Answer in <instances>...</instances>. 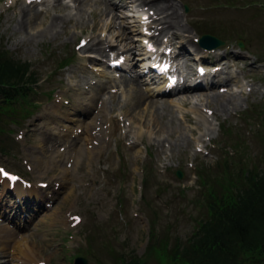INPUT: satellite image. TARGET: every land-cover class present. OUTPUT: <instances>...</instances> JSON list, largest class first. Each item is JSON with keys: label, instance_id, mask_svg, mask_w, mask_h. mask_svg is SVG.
Segmentation results:
<instances>
[{"label": "rangeland", "instance_id": "1", "mask_svg": "<svg viewBox=\"0 0 264 264\" xmlns=\"http://www.w3.org/2000/svg\"><path fill=\"white\" fill-rule=\"evenodd\" d=\"M172 1L179 7L182 23L188 27L194 44L203 33L225 41L218 51L220 61L216 62V53H209L212 58L205 62L207 72H219L213 79L221 85L210 87L211 76H205L200 80L206 86L195 92L207 97L218 93L236 97L239 104L230 114L215 113L202 96V101L194 98L191 105L182 106L179 100L188 94L183 89L162 95L157 86L154 92L151 84H144L143 93L156 102L160 112L161 118L156 120L151 118L155 106L142 101L135 108L130 88L115 84L144 71L138 10L149 6L136 2L130 11L120 7L99 19L95 11L102 8L100 0H88L83 6L61 0L63 11L55 9L60 4L57 0H0V49L17 62L28 64L30 71L41 78L27 106L29 115L25 114L23 120L24 114L15 116L16 121L21 120L18 126L9 119L6 122L9 134L3 136L7 148L4 153L0 151V168L28 180L24 186L30 193L26 196L38 198L42 207H33L32 220L22 218L13 208L15 203H22V198L15 189L5 190L0 183V203L7 198L0 211V227L33 238L40 248L36 263L74 264L75 256L82 255L90 264H118L117 259L122 257L167 264L158 246L150 249V237L153 236L151 241L156 238L157 242H168L169 247L188 241L200 221L206 219L205 179L212 183L226 176L220 166L224 163L231 172L240 167L262 166L264 0ZM24 3L31 6V16L38 13L33 27L27 30L30 38L17 32L16 22ZM48 16H67L66 29L60 25L57 35L36 42L32 36L44 27L35 24L47 21ZM114 23L116 27L109 30L108 25ZM123 28L131 38L128 42L135 46L130 54L124 52L123 42L116 38ZM151 33H156L154 24ZM81 39L89 44H111L115 51L108 49L103 57L88 46L79 48ZM163 39L167 41L165 47L168 44L175 49L168 37ZM239 41H243L244 48H240ZM189 46V56L182 55L177 61L196 74L193 65L199 56ZM231 52L234 60L245 61L219 71V64L225 68L224 64L229 63L225 54ZM122 54L127 59L123 68L132 70L133 77L108 68V61ZM65 61L70 62L66 68ZM248 64L255 65L256 71H250ZM97 93L101 98L93 102V110L78 116L80 95L87 104ZM103 104L107 109L113 104L114 110L101 111ZM163 105L170 110L165 117L161 113ZM186 113L201 122L196 133L192 134V130L197 125L184 120ZM91 129L97 137L89 140ZM172 130L180 131L182 136L172 135ZM45 132L52 134L49 144L42 142L48 136H44ZM81 144L89 150L82 158L75 152ZM93 149L95 156H91ZM177 171L183 173L182 180ZM29 183L35 184L34 188ZM76 216L81 218L77 225ZM6 258L3 256L2 261Z\"/></svg>", "mask_w": 264, "mask_h": 264}, {"label": "bare ground", "instance_id": "2", "mask_svg": "<svg viewBox=\"0 0 264 264\" xmlns=\"http://www.w3.org/2000/svg\"><path fill=\"white\" fill-rule=\"evenodd\" d=\"M57 1H59L60 4L55 9L57 11H63L65 8H64L63 4L61 3V0H57ZM72 1H74L79 6H83L84 3L88 0H72ZM137 1L139 2V0H136L134 2H132L130 0H126L125 3L123 4V6L128 8L131 4H134ZM140 2L143 5L145 4L146 6H149L150 10H154V12H155V15L153 17H150V20L154 21L153 22V24H155L154 28L156 29L158 34L157 35L155 34L153 37H151L150 41L151 42H157V41H160L159 36L168 35V37H169L168 42L171 44H175V51H173L170 55V58L172 59V63H173V67H174L173 73L180 75V77L182 79H184L183 91L188 92V94L186 95V97L184 99L179 100V104H181L182 106L191 105L192 100H194V98L196 99L197 102L202 101V99H201V96H202L205 101H208L207 104H209L210 106H213L215 108V111H214L215 113H222V114H228L229 113L230 114L231 109L237 108V106L239 104V100L236 97L224 96L220 93L207 97V96H203V95L199 94V92L196 93L195 91H197L199 87H202L201 81H199L200 77H198L197 74L191 73L192 71L189 67H187V66L182 67L181 64L179 63V61H177V58H179L182 55L183 56H189L188 52H189V48L191 47L189 45H192V48L190 51L192 53H194L195 56L199 54L198 51L200 50V47H198V44L197 45L194 44L192 36H190L188 34L189 33L188 27L184 26L182 23L183 21H182V16L180 14L179 7L172 0H140ZM32 3H33V1H32ZM100 3H101L102 8L95 11V12H97L99 19L102 16H107V15L111 14L114 10H117L118 8L122 7V6L117 5V3L112 2L110 0H100ZM30 7L26 3L21 5L20 13L18 16L19 19L16 22L17 23V32H20L21 34H25L26 37H28V38H30L29 32L27 31L28 28L33 27L31 24H33V22H35L36 19H38V13H35L33 16H31L30 10H29ZM80 9L82 10V8H80ZM126 11H130V10L126 9ZM94 15L96 16V13H94ZM143 16H144V14L141 16V18ZM47 18H48L47 21H43V19H42L41 23L37 22L35 24V26L40 24L41 26L44 27V29L38 31V33L36 35L32 36L33 40H35L36 42H42L49 35H53V34L57 35L58 34L57 30H58L60 25H63V29H66L65 24L68 23V21L66 20V19H68L67 16H65V17H63V16L62 17L61 16H48ZM97 24H98V22H97ZM113 27H116L115 23H114V26L108 25L109 30H111V28H113ZM118 37L123 42L122 44L124 47V52L127 54L132 53L135 46L131 42H128L131 39L129 34H128V31L125 28H123V31L120 30V33L117 35L116 38H118ZM178 40H180V41L178 42ZM29 42H32V41L30 40ZM86 46H88L87 48L89 50H94V51H96L97 54H99L103 57H105V55L107 56L108 49H110V51H112V52L115 51L113 49L114 48L113 45L107 44V46H104V42H101V41L94 43V44L90 43V44H87ZM203 52H205V57H206L207 56L206 53H208V51H203ZM156 53L160 54L158 50ZM210 53H216V58H217L216 62L220 61V56L217 55V51H213ZM154 54L155 53H152L151 55H154ZM225 57L228 58L229 63L224 64L225 68L219 67V71H222L223 69L229 68L228 66L238 67L240 64V61H243V62L245 61L243 59L234 60L235 54L233 52L225 54ZM247 68L250 71H253V72L256 71L255 65H253V64H250V65L248 64ZM175 69H176V71H174ZM218 73H219L218 71L209 72L207 74V76L209 77L212 75H217ZM193 78H194V80H192ZM143 81H144L143 78L137 76L134 80L128 81V80L124 79V81H120V82L115 81V84L117 86H122L124 88H130V89H128V91H130L131 95L133 96L135 108H138L140 105V102H142V101L143 102L148 101L150 106H155V108H154L155 111L151 115V118H155L157 120L158 118H161L159 116L160 112H158V110L156 109V102H154V100H152V99H148L147 95H145L143 93V91H142L143 85H144ZM179 81H181V80H179ZM225 83L228 84L229 80L226 81ZM163 88L164 87L159 88V92L163 91ZM99 94L101 95V93H99ZM99 94L92 96L89 99V103H87V104H84L86 102V101H84L85 97L82 96V94L80 95V100H82V101L79 104V108L76 110V113L78 114V116L79 115L81 116L83 113H90L89 111L93 110V106H94L93 102H95V101L98 102L99 99L101 98V96H99ZM113 110H114L113 104L108 109H107L106 105H104V104L102 105L101 111H113ZM161 110H162L161 113L164 115V117L167 114V111H170L166 105H163ZM169 116H172V111L169 114ZM183 117H184V120L186 122H188L190 124H196L197 125V127L192 130V134L196 133L201 128V122H199L196 118H194L189 113H186ZM97 120H99V119H97ZM74 121H76V120H74ZM92 125H94V124H92ZM88 127H89V124L86 126V130L88 129ZM171 134L172 135L179 134L182 136V133L180 131H177V130H172ZM46 135H48V132H45L44 136H46ZM95 137H97V136H96V134H93L92 129H91L90 134H89V140L92 138H95ZM51 140H52V134L46 136L42 142L43 143L46 142L49 144ZM73 142H74V145H77V141H73ZM102 143L105 144L104 141H102ZM187 143H189L188 140H187ZM88 151H89L88 148L84 147V145L81 144L78 147V149H76L75 152H76V156H79L80 158H82L86 154V152H88ZM94 151H95L94 149L91 150V152H92L91 156L96 155L95 153H93ZM99 154L100 155L102 154L101 150L99 151ZM0 182H2L3 189H5V190H6V188L9 189V185H8L7 181L2 180L1 175H0ZM34 186H35V184H33L32 188H34ZM16 192H17V196L19 198H22V203L21 204L15 203L13 205V208H16L19 211L22 218H25L26 220H32L33 214H34L33 207H41V203L38 204V202H39L38 198L34 199V198H31L30 195L26 196V195H28V193H30V191L25 189L21 185V181H19L16 184ZM36 192L38 193L40 191H36ZM34 194H35V192H34ZM6 200H7V198L1 199L0 211L5 206L4 202H7ZM41 208L39 210H41ZM35 215H36V213H35ZM51 220H52V222H54L55 219L51 218ZM58 222H61V221L58 220ZM38 246H39V244L33 238L32 239L31 238L30 239L25 238L24 236H20V234L16 231H13V232L6 231L0 227V264H40L41 261L37 262V263L35 261L37 258H40V250H39L40 248H38ZM3 256L7 257L4 261H2Z\"/></svg>", "mask_w": 264, "mask_h": 264}, {"label": "trees", "instance_id": "3", "mask_svg": "<svg viewBox=\"0 0 264 264\" xmlns=\"http://www.w3.org/2000/svg\"><path fill=\"white\" fill-rule=\"evenodd\" d=\"M28 64L0 49V150L7 121L16 123V104L28 98L39 83ZM14 119V120H13ZM226 188H212L207 197L209 217L185 244L167 256L187 264H264V168L240 171Z\"/></svg>", "mask_w": 264, "mask_h": 264}, {"label": "water", "instance_id": "4", "mask_svg": "<svg viewBox=\"0 0 264 264\" xmlns=\"http://www.w3.org/2000/svg\"><path fill=\"white\" fill-rule=\"evenodd\" d=\"M203 39H204L203 41H207L209 39L212 40V41L214 40L213 42H215V44H217L216 47L221 45V42H219V41L217 42L216 39H214L213 37L206 36ZM213 46H215V45H212L211 48H213ZM178 176H179V178L182 179V175L180 173H178ZM76 264H87V261L84 260V259H78Z\"/></svg>", "mask_w": 264, "mask_h": 264}, {"label": "snow or ice", "instance_id": "5", "mask_svg": "<svg viewBox=\"0 0 264 264\" xmlns=\"http://www.w3.org/2000/svg\"><path fill=\"white\" fill-rule=\"evenodd\" d=\"M0 171H2V170H0Z\"/></svg>", "mask_w": 264, "mask_h": 264}]
</instances>
